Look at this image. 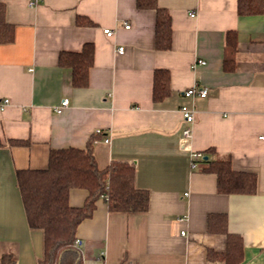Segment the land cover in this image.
<instances>
[{"label":"crops","instance_id":"obj_1","mask_svg":"<svg viewBox=\"0 0 264 264\" xmlns=\"http://www.w3.org/2000/svg\"><path fill=\"white\" fill-rule=\"evenodd\" d=\"M31 1L0 0L15 27L14 40L0 43V101L10 100L0 108V264L5 254L15 264H38L45 254L43 232L28 224L17 171L48 167L52 149L85 148L98 130V165L133 163L135 184L151 200L146 212L122 213L99 198L77 228L82 264H225L208 255L225 251L228 241L209 228L211 214L227 216L228 231L242 236L239 264H264V10L240 15L238 0H158L173 26L165 50L156 45L158 11L137 0ZM79 16L92 23H78ZM231 30L238 38L230 71ZM88 42L96 52L91 82L77 88L59 58ZM158 69L170 71L172 92L155 102ZM196 85L208 95L185 96ZM64 98L69 105L57 112ZM185 103L195 110L192 123L181 112ZM189 125L192 138L183 144ZM217 155L255 173L257 191L219 192L217 174L200 167V159ZM88 195L73 188L70 204L82 206Z\"/></svg>","mask_w":264,"mask_h":264},{"label":"trees","instance_id":"obj_2","mask_svg":"<svg viewBox=\"0 0 264 264\" xmlns=\"http://www.w3.org/2000/svg\"><path fill=\"white\" fill-rule=\"evenodd\" d=\"M140 8H155L157 12L156 45L168 50L172 46V19L169 11L160 8L158 0H137ZM264 10V0H238V12L258 14ZM78 23L91 24L86 17L79 16ZM15 27L5 20V5L0 2V43L14 40ZM237 32L231 30L226 36L224 68L235 69L234 53L237 47ZM95 46L85 43L79 52H61L59 62L72 69V83L77 88L88 87L90 70L94 65ZM171 73L158 69L154 74L153 100L163 101L171 95ZM100 134V133H99ZM94 134L85 148L69 147L52 149L48 167L42 169H19L17 182L23 199L27 221L31 229L43 232L44 255L38 264H82L81 251L76 236L80 223L91 217L96 202L103 197L110 211L122 213L146 212L150 206V193L135 184L136 168L127 161H112L101 168L94 154ZM12 145H26L27 140L11 139ZM0 145L2 141L0 140ZM209 153H217L213 148ZM206 172L218 176V191L221 193H251L257 191V175L253 172L237 171L231 155L200 159ZM84 188L89 191L82 206L70 204V191ZM227 216L211 214L209 228L227 233L225 251L209 250V258L219 259L225 264H239L244 258L242 236L227 229ZM1 264H15L12 255H3Z\"/></svg>","mask_w":264,"mask_h":264},{"label":"built area","instance_id":"obj_3","mask_svg":"<svg viewBox=\"0 0 264 264\" xmlns=\"http://www.w3.org/2000/svg\"><path fill=\"white\" fill-rule=\"evenodd\" d=\"M37 2V0H32L30 2V5H33ZM127 28L130 26L127 25ZM104 32L108 36H112L114 34V31L111 30V28H105ZM124 47L121 46L119 47V52H123ZM201 63H205V61H201ZM193 95H199L200 97H206L208 95V90L205 87H201L199 85L193 86L189 88L188 90L185 91V96L191 97ZM8 104H10V100L5 98L4 100L0 101V108L4 109ZM69 105V99L64 98L59 106H57L56 111L61 112L63 108L67 107ZM181 112L183 114V117L187 123H192L195 117V110L189 106L188 104H184L181 107ZM101 133V130H98L97 134ZM261 139H264V134L259 136ZM192 138V128L189 126H186L185 129L183 130V144H186V141H189ZM106 141H109L108 139ZM193 156L196 158H201L202 153H194ZM182 234L185 235V231H182Z\"/></svg>","mask_w":264,"mask_h":264}]
</instances>
